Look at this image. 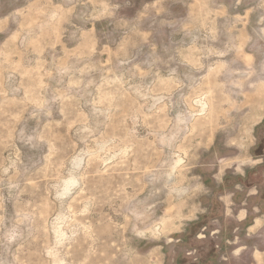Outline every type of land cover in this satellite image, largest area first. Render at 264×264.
<instances>
[{"label": "rangeland", "instance_id": "rangeland-1", "mask_svg": "<svg viewBox=\"0 0 264 264\" xmlns=\"http://www.w3.org/2000/svg\"><path fill=\"white\" fill-rule=\"evenodd\" d=\"M258 92L264 0H0V264H264Z\"/></svg>", "mask_w": 264, "mask_h": 264}, {"label": "crops", "instance_id": "crops-1", "mask_svg": "<svg viewBox=\"0 0 264 264\" xmlns=\"http://www.w3.org/2000/svg\"><path fill=\"white\" fill-rule=\"evenodd\" d=\"M255 99L264 100V93L258 92V94L254 96V100ZM253 110L254 111L250 113L251 115L264 117V114H260V111L257 112L258 107H253ZM246 163H250V162H246ZM244 165L246 164L241 163V167H244ZM253 165H256V164H253ZM262 196H263L262 188H259L251 192V194L246 195V198H244L241 203H235L232 199L233 198L232 195H230L228 198L224 197V198H219V199L223 203L222 206L225 210L224 212L228 213V215L235 214L234 218L236 219L237 222H238V218L240 217V215L242 213H245L246 214L245 220L243 222H238V224H244L248 220V213L250 212L259 213V214L264 213V199L262 198ZM250 200H253V202L255 203L251 204ZM189 206H190V209H192L191 212L197 211V206H195L196 208L192 206V204H189ZM261 220H262L261 218L257 217V219L253 222L254 225L259 226L261 223ZM214 235H218V233Z\"/></svg>", "mask_w": 264, "mask_h": 264}]
</instances>
